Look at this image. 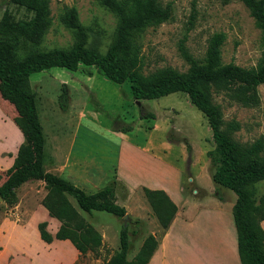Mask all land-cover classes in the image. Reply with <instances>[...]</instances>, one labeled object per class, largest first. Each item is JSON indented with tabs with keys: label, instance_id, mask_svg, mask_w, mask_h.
<instances>
[{
	"label": "rangeland",
	"instance_id": "obj_1",
	"mask_svg": "<svg viewBox=\"0 0 264 264\" xmlns=\"http://www.w3.org/2000/svg\"><path fill=\"white\" fill-rule=\"evenodd\" d=\"M158 3L162 7L170 4V18L134 33L143 75L163 68L186 72L189 66L180 55L179 45L182 44L190 57L202 61L209 39L219 33L224 35L220 47L223 64L233 63L244 69L258 65L263 50L261 33L239 0H158ZM71 8L75 9L84 30V48L99 55L107 54L115 42L117 18L99 0H45L44 20L48 25L32 49L68 51L76 44V35L63 24L65 13ZM5 13L13 21H28L34 16L30 8L0 0V21ZM25 50L22 46L18 54L23 55ZM29 86L35 96L45 140L44 170H51L53 163L69 155L70 164L76 165L74 169L82 176L63 178L86 194L112 187L116 204L126 211L125 218L121 219L104 212L87 215L80 211L85 222L101 235L102 243L95 253L78 254L72 264H107L119 249V231L124 226L129 231L128 261L133 260L147 236L157 241L162 233L143 193L137 191L130 196L117 180L115 167L122 144L118 133H123L118 132V128L131 126L130 131L123 133L128 140L181 168L186 197L202 198L205 191L201 187L213 189V196L235 203L233 192L215 187L210 180L209 171L216 167L211 131L205 117L185 94L136 101L130 95L127 82L112 83L94 67L85 66L75 72L52 68L34 73L29 77ZM249 94L235 84L230 90L213 89L212 100L219 107L222 129L235 142L248 146L261 139L264 145V84L256 88L255 104L246 101ZM60 102H64L65 109H61ZM0 103L9 116L12 106L2 100ZM144 113H152L154 119L143 118ZM12 121L10 118L6 123L0 120L1 141L13 138L16 127ZM125 151L130 149L125 147ZM260 157L264 159V150ZM189 177L195 183L188 180ZM252 189L256 199L264 196V180L254 183ZM45 192L42 183L31 181L19 191L20 205L0 203V223L5 218L23 225L28 222L23 235L0 238L1 243L9 244V255L0 263L59 264L66 258L68 250L62 242L44 244L36 237V221L45 222L50 234L59 227L58 221L42 213L40 202ZM69 201L76 207L71 198ZM5 253L0 246V259Z\"/></svg>",
	"mask_w": 264,
	"mask_h": 264
},
{
	"label": "trees",
	"instance_id": "obj_2",
	"mask_svg": "<svg viewBox=\"0 0 264 264\" xmlns=\"http://www.w3.org/2000/svg\"><path fill=\"white\" fill-rule=\"evenodd\" d=\"M10 1L30 8L34 16L28 21H13L5 13L0 21V100L12 106L13 112L9 117H13L24 134V143L19 147L12 167L2 174L4 180L0 183V196L3 203L15 205L18 187L28 181H41L46 192L40 204L50 218L59 222V227L54 234H50L46 231L45 222L38 223L36 227L40 240L45 244L55 240L69 241L80 256L97 252L102 243L101 235L85 222L80 211L87 215L104 212L119 219L126 214L124 207L116 204L112 187L86 194L66 179L43 168L45 140L29 77L52 68L75 72L80 66L94 67L112 83L120 85L127 82L130 95L136 101L158 99L173 93H183L188 97L189 102L205 117L211 131L216 167L209 171L210 180L215 187L227 189L236 196L232 217L240 263L264 264V232L261 227L264 196L256 199L252 189L254 183L264 180V159L260 157L264 145L261 139L248 146L235 142L222 129L219 107L212 100L213 89L230 90L232 85L237 84L250 92L246 101L257 102L256 88L264 84V0H239L248 9L263 40V50L255 68L223 64L220 47L224 35L219 33L209 39L202 61L190 57L182 44L179 45L180 55L189 66L186 72L163 68L148 75L140 72L134 33L167 21L171 15L170 4L162 7L158 0H99L117 18L115 42L107 54L99 55L84 48V30L74 8L65 13L63 24L76 35V44L68 51H34L32 48L37 46L48 25L44 20L45 0ZM22 46L26 50L20 56L18 49ZM0 106L6 111L2 103ZM59 106L61 109L66 107L64 102H60ZM142 117L154 119L152 113H144ZM131 129L127 126L116 130L124 133ZM142 193L159 226L166 230L175 216L176 205L161 190L142 188ZM156 247L157 241L147 236L133 260L128 261L129 231L124 226L119 231V249L107 264H147Z\"/></svg>",
	"mask_w": 264,
	"mask_h": 264
},
{
	"label": "crops",
	"instance_id": "obj_3",
	"mask_svg": "<svg viewBox=\"0 0 264 264\" xmlns=\"http://www.w3.org/2000/svg\"><path fill=\"white\" fill-rule=\"evenodd\" d=\"M0 109L2 111L0 120L6 123L10 117L1 106ZM12 124L16 127L13 138L10 141L7 138L3 141L0 139V183L4 180L2 174L12 167L18 149L24 143L21 127L14 121ZM118 135L122 144L115 167L116 176L129 195L137 191L142 194V188L161 190L177 207L171 224L158 236L157 247L147 264H241L232 217L233 201L213 196V189L207 190L201 187L199 188L205 191L203 199L194 200L186 197L181 183V168L152 154L148 148L132 143L125 134L118 133ZM125 147L130 151L126 152ZM70 163V157L67 155L63 161L53 163L52 169L47 172L68 179L76 175L82 176L81 172L74 169L76 165ZM188 180L195 181L190 177ZM29 182L31 181L22 184L15 191L19 205V191ZM41 208L42 213L48 215L42 206ZM37 223L39 221L34 223L36 237L40 243H44L39 238ZM27 224L28 222L23 225L9 218L3 219L0 223V238L11 239L12 234L23 235ZM261 227L264 232V221L261 222ZM59 242H62L68 250L66 258L59 264H72L78 252L69 241ZM8 245L0 242V246L6 251V257L4 255V258L0 259L3 263L9 255Z\"/></svg>",
	"mask_w": 264,
	"mask_h": 264
},
{
	"label": "water",
	"instance_id": "obj_4",
	"mask_svg": "<svg viewBox=\"0 0 264 264\" xmlns=\"http://www.w3.org/2000/svg\"><path fill=\"white\" fill-rule=\"evenodd\" d=\"M0 203H3V200H2V198H1V196H0ZM123 218H125V216H123Z\"/></svg>",
	"mask_w": 264,
	"mask_h": 264
}]
</instances>
